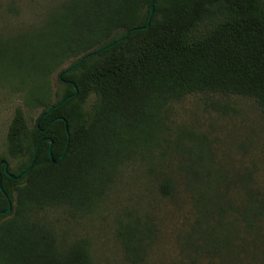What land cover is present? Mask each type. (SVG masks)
Segmentation results:
<instances>
[{
    "label": "trees",
    "instance_id": "1",
    "mask_svg": "<svg viewBox=\"0 0 264 264\" xmlns=\"http://www.w3.org/2000/svg\"><path fill=\"white\" fill-rule=\"evenodd\" d=\"M153 1L64 3L25 37H0V85L22 90L26 108L43 109L30 125L18 107L8 128L11 160L0 161V264H92L87 239L63 246L39 213L92 211L116 171L157 142L171 102L237 95L253 99L264 114V0H159L149 23ZM48 57H54L49 64ZM72 60L71 67L79 65L63 79L77 90L59 79L51 103L48 90L34 89L31 73L47 79ZM44 139L53 142V159L62 157L57 164L49 141L38 148ZM219 182L192 169L186 183L195 218L182 245L193 263L208 257L241 264L243 244L261 239L264 190L248 174L243 201L235 204ZM172 191L169 180L161 183L163 196ZM9 202L12 210L4 214ZM157 231L132 213L121 221L118 236L131 264L145 261Z\"/></svg>",
    "mask_w": 264,
    "mask_h": 264
},
{
    "label": "rangeland",
    "instance_id": "2",
    "mask_svg": "<svg viewBox=\"0 0 264 264\" xmlns=\"http://www.w3.org/2000/svg\"><path fill=\"white\" fill-rule=\"evenodd\" d=\"M79 1L0 0V37H25L41 27L53 9ZM45 53L49 55L48 51ZM53 58L48 57L46 63ZM72 63L73 60L65 62L47 79L33 71L32 86L37 91L48 90L53 103L54 92L62 88L58 75ZM22 96V90L0 85V161L3 157L9 159L7 133L16 109L23 107L30 125L43 112L26 108ZM161 123L157 142L150 149L139 151L116 171L92 211L51 207L39 213L41 221L55 231L60 244L66 246L87 239L92 264H131L118 231L121 221L132 213L151 220L158 230L142 264H225L208 257L195 258L193 263L184 256L182 239L195 218L186 183L192 169L202 177L216 178L225 199L235 204L243 201L241 181L248 174L253 176L255 186L264 190V114L247 97L195 94L171 102L161 115ZM165 180L173 186L170 197L160 192ZM261 229V239L243 244L241 264H264V224ZM253 258L259 262L254 263L250 260Z\"/></svg>",
    "mask_w": 264,
    "mask_h": 264
},
{
    "label": "water",
    "instance_id": "3",
    "mask_svg": "<svg viewBox=\"0 0 264 264\" xmlns=\"http://www.w3.org/2000/svg\"><path fill=\"white\" fill-rule=\"evenodd\" d=\"M158 1H159V0H154V1L152 2V4H151V16H150V19H149V23H150V21H151V19H152L153 13H154L155 4H156V2H158ZM148 26H149V25H148ZM146 28H147V27H146ZM134 30H139V28H135V29H133L132 31H134ZM130 33H131V31H129V32L127 33V35L124 37V39L127 38V37L129 36ZM118 42H120V41H118ZM104 50H105V49H102V50H100V51H98V52H96V53H94V54H98V53H100V52H102V51H104ZM78 65H79V64H78ZM78 65H76V66H72V67L66 69L64 72H62V73L59 75V79H60L61 81L66 82V83L72 85L76 90H77V88H76L75 84H73V83L70 82V81H65V80L63 79V76H64L65 74H67V73H71V72H72V71H73ZM60 104H61V103H60ZM57 120H63V119H62V118H56L54 121H57ZM66 131H67V133L69 132V128H68V124H67V123H66ZM44 141H49V142H50V146H49V155H50V157L52 158V162H53L54 164H57L58 161H59L62 157H60V158L57 159V160L53 159V154H52V149H51V148H52V143H53V142H52L51 139H44V140H42V141L39 143L38 148H39L40 144H41L42 142H44ZM38 148H37V150H38ZM37 150H36V153H35V156H34V159H33L32 165H33V163L35 162L36 155H37ZM3 164L6 165V162L4 161ZM7 168H8V165H6V172H7ZM29 170H30V169H28L27 171L23 172L19 177H21L22 175H25L27 172H29ZM10 176H11V178L15 179V176H13V175H10ZM0 185H1V183H0ZM1 189H2V187H1ZM11 210H12V204L9 202V208H8L7 210H5L3 213H4V214H8L9 212H11Z\"/></svg>",
    "mask_w": 264,
    "mask_h": 264
}]
</instances>
